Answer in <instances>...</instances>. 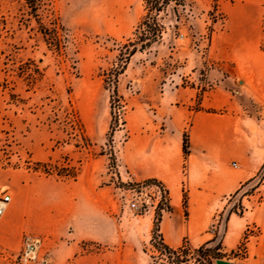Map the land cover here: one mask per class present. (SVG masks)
I'll return each instance as SVG.
<instances>
[{
    "label": "rangeland",
    "instance_id": "obj_1",
    "mask_svg": "<svg viewBox=\"0 0 264 264\" xmlns=\"http://www.w3.org/2000/svg\"><path fill=\"white\" fill-rule=\"evenodd\" d=\"M54 7L72 36L68 57L48 50L35 22L26 21L24 0H0V180L2 174L11 173L22 184L53 183L58 192L70 196V205L85 189L96 191L103 202L102 232L111 240L92 244L90 249L109 264H167L155 247L160 242L155 226L160 222L166 244V217L178 215L187 231L190 203L177 211L166 187L151 180L137 181L128 173L126 143L163 134L170 126V111L188 102L194 88L199 94L193 110L200 109L204 92L218 90L219 101L228 103L210 112H247L260 119L264 0H187L177 15L172 5L161 14L160 42L133 56L119 77L118 96L114 87L107 86L105 74L118 62L119 45L133 37L145 16L144 0H54ZM24 73L33 74V82ZM246 83L255 96L246 92ZM191 123V118L185 121L187 135ZM8 187L12 190L13 184L0 185V197ZM137 197L145 202L132 211L129 203ZM261 204L264 167L231 196L225 209L245 217L241 244L225 251L223 234H218L227 218L223 214L208 229L216 235L210 247L220 246L224 261L255 264L254 243L261 228L252 212ZM25 235L43 238L44 249L53 256L55 242L49 237ZM185 242L200 247L189 236L182 245ZM22 244L23 239L17 250L0 245V264H17ZM256 264H264V253Z\"/></svg>",
    "mask_w": 264,
    "mask_h": 264
},
{
    "label": "crops",
    "instance_id": "obj_2",
    "mask_svg": "<svg viewBox=\"0 0 264 264\" xmlns=\"http://www.w3.org/2000/svg\"><path fill=\"white\" fill-rule=\"evenodd\" d=\"M245 89L255 96L249 83L245 84ZM198 94L199 89L194 88L188 102L170 111L169 129L159 137L138 138L126 143V169L137 181L158 180L165 185L177 211L183 204V188L188 191L191 212L188 229L183 231L178 215L172 219L166 217L163 231L167 244L178 248L185 236L197 246L212 242L216 235L208 233V229L213 222L222 219L223 214L227 218L221 221L218 234H223L225 251H232L245 236V217L225 209L231 196L263 170L264 102L260 119H254L247 112H210L228 103L219 101L218 90L204 92L200 109L193 110ZM188 118L192 120L190 154L185 156L184 125ZM2 176L0 185L7 181L13 188L8 187L11 202L0 219L1 246L17 250L25 233H40L55 242V264H109L101 254L90 249L92 244L111 240L102 232L103 202L96 191L85 189L70 205V196L58 192L53 183L40 186L37 181H30L22 184L15 174ZM258 208L252 212L254 222L261 228L254 243L255 264L264 253V205ZM247 213L245 211V215Z\"/></svg>",
    "mask_w": 264,
    "mask_h": 264
},
{
    "label": "trees",
    "instance_id": "obj_3",
    "mask_svg": "<svg viewBox=\"0 0 264 264\" xmlns=\"http://www.w3.org/2000/svg\"><path fill=\"white\" fill-rule=\"evenodd\" d=\"M187 0H144L146 14L133 32V37L127 40L126 44L119 45L118 62L114 68L108 71L106 76L107 86L114 87V95L118 96L117 84L119 77L125 72L133 56L138 52L150 49L154 44L159 43L163 37L164 26L162 25L161 14L174 5V12L177 15L179 7H186ZM27 8L26 21H34L37 31L42 36L49 51L58 57H68L69 50L73 45L70 31L62 23L61 17L56 13L54 0H24ZM264 51V48H263ZM35 72L40 73L36 68ZM27 74L29 82L35 79L33 74ZM119 98V97H118ZM183 151L185 156L190 154V138L184 134ZM165 186L158 180H151ZM167 195L169 191L166 189ZM183 204L187 208L189 204L188 191H183ZM159 221V219H158ZM155 231L160 238L158 245H155L156 238H153L155 247L168 259L167 264H184L193 260L196 264H218L223 261L224 255L220 246L210 247L213 243L208 242L199 248H194L189 242H185L178 248H172L164 242L160 234V222L156 224ZM192 258L188 259V255Z\"/></svg>",
    "mask_w": 264,
    "mask_h": 264
},
{
    "label": "built area",
    "instance_id": "obj_4",
    "mask_svg": "<svg viewBox=\"0 0 264 264\" xmlns=\"http://www.w3.org/2000/svg\"><path fill=\"white\" fill-rule=\"evenodd\" d=\"M11 202V195L4 191L0 197V219L3 217L7 206ZM140 202H145L142 197H137L129 203L132 211L140 210ZM44 239L38 236L25 235L20 253L15 257L17 264H55L52 253L44 249Z\"/></svg>",
    "mask_w": 264,
    "mask_h": 264
},
{
    "label": "water",
    "instance_id": "obj_5",
    "mask_svg": "<svg viewBox=\"0 0 264 264\" xmlns=\"http://www.w3.org/2000/svg\"><path fill=\"white\" fill-rule=\"evenodd\" d=\"M218 264H231V263H229V262H226V261H220V262H218Z\"/></svg>",
    "mask_w": 264,
    "mask_h": 264
},
{
    "label": "bare ground",
    "instance_id": "obj_6",
    "mask_svg": "<svg viewBox=\"0 0 264 264\" xmlns=\"http://www.w3.org/2000/svg\"><path fill=\"white\" fill-rule=\"evenodd\" d=\"M168 243H171L170 240H168Z\"/></svg>",
    "mask_w": 264,
    "mask_h": 264
}]
</instances>
